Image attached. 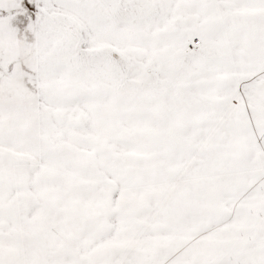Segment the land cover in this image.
Here are the masks:
<instances>
[{
    "label": "snow or ice",
    "instance_id": "snow-or-ice-1",
    "mask_svg": "<svg viewBox=\"0 0 264 264\" xmlns=\"http://www.w3.org/2000/svg\"><path fill=\"white\" fill-rule=\"evenodd\" d=\"M0 264H264V0H0Z\"/></svg>",
    "mask_w": 264,
    "mask_h": 264
}]
</instances>
